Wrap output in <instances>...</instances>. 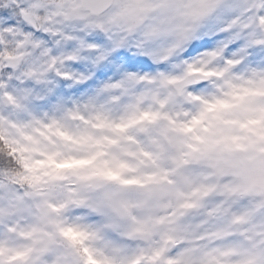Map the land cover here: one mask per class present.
Instances as JSON below:
<instances>
[{"label":"snow or ice","instance_id":"obj_1","mask_svg":"<svg viewBox=\"0 0 264 264\" xmlns=\"http://www.w3.org/2000/svg\"><path fill=\"white\" fill-rule=\"evenodd\" d=\"M0 264H264V0H0Z\"/></svg>","mask_w":264,"mask_h":264}]
</instances>
